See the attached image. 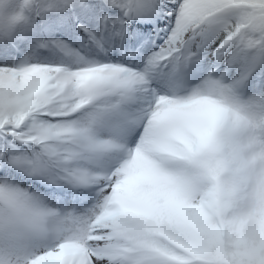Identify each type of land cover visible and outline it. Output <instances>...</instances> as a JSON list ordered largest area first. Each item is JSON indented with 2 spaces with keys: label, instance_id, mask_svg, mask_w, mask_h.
<instances>
[{
  "label": "snow or ice",
  "instance_id": "obj_1",
  "mask_svg": "<svg viewBox=\"0 0 264 264\" xmlns=\"http://www.w3.org/2000/svg\"><path fill=\"white\" fill-rule=\"evenodd\" d=\"M0 264H264V0H0Z\"/></svg>",
  "mask_w": 264,
  "mask_h": 264
}]
</instances>
